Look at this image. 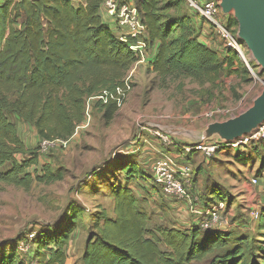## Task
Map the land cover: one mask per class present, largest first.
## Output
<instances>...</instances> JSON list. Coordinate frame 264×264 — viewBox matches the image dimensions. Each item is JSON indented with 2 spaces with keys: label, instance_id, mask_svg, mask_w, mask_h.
Here are the masks:
<instances>
[{
  "label": "trees",
  "instance_id": "obj_1",
  "mask_svg": "<svg viewBox=\"0 0 264 264\" xmlns=\"http://www.w3.org/2000/svg\"><path fill=\"white\" fill-rule=\"evenodd\" d=\"M124 1L138 8L149 48L159 43L147 70L162 85L182 78L201 88L215 87L224 72H236L237 63L243 64L237 53L219 51L200 41L196 18L201 16L191 11L187 0ZM104 3L0 0V184L30 191L35 183L48 185L64 178L61 170L54 171L50 165L35 175L28 173L29 168L39 165L37 152L26 147L8 114L32 125L41 141H67L84 121L87 98H99L96 106L110 121L125 104L134 88L127 75L140 61L139 53L131 48L138 40L118 37L103 22ZM226 21L237 33V21L233 17ZM10 95L16 98L11 100ZM175 149L177 155L179 149ZM19 155L25 157L22 162ZM8 164L11 168L5 170ZM114 164L108 165L114 168ZM122 173L125 185H114L110 190L113 215L104 217L102 213L95 224L96 232L86 242L82 264H192L227 248L228 239L216 230L202 237L196 228L150 229L143 200L131 184L142 180L143 171L131 164ZM151 178L158 194L161 188ZM213 194L215 200L225 203L220 193ZM81 212L74 207L52 233L35 231L31 235L35 247L31 264H68V248L81 223ZM258 227L264 232V214ZM0 264L29 263L17 247H12L0 248ZM210 264H264V243L256 248L242 240Z\"/></svg>",
  "mask_w": 264,
  "mask_h": 264
},
{
  "label": "rangeland",
  "instance_id": "obj_2",
  "mask_svg": "<svg viewBox=\"0 0 264 264\" xmlns=\"http://www.w3.org/2000/svg\"><path fill=\"white\" fill-rule=\"evenodd\" d=\"M197 1L204 4V0ZM226 19L221 16L228 27ZM217 40L220 49H224L222 40ZM150 50L140 55V61L128 73L127 79L134 88L114 119H105L96 106L97 98H87L84 121L67 140L66 148L57 145L40 151L41 139L35 128L8 114L26 147L37 152L39 165L29 168L28 173L35 175L50 165L54 171L61 170L64 178L48 185L35 183L30 191L0 184V248L17 247L31 264L30 254L35 250L31 235L35 231L52 233L72 208L79 207L81 223L68 248V264H82L86 242L96 232L95 224L102 213L104 217L113 215L110 190L114 185H125L122 171L126 166L135 164L143 171L139 187L131 184L148 193L145 184L153 183V164L168 153L177 152L163 138L168 136L179 145L190 141L209 124L245 113L264 90V72L251 59L247 48L245 56L250 68L238 62L236 72H224L215 87L203 88L182 78L162 85L147 70ZM197 156L180 160L190 162L194 169L192 203H181L188 205L181 211L176 206L180 203L177 199L162 193L155 197L147 194L153 207L142 201V208L150 217L149 228H196L202 237L216 230L228 239L226 249L192 264H210L215 256L225 255L245 239L256 248L262 245L264 232L258 223L264 214V128L243 147L217 150L209 159ZM24 158L17 156L19 162ZM111 162L115 163L114 168L109 167ZM9 168L11 164L4 169ZM214 191L222 195L225 203L215 200ZM141 196L144 197L142 193ZM215 214L217 222H213Z\"/></svg>",
  "mask_w": 264,
  "mask_h": 264
},
{
  "label": "built area",
  "instance_id": "obj_3",
  "mask_svg": "<svg viewBox=\"0 0 264 264\" xmlns=\"http://www.w3.org/2000/svg\"><path fill=\"white\" fill-rule=\"evenodd\" d=\"M191 11L198 13L201 18L207 23L216 35L222 40L224 50L237 53L241 61L247 68H250V60L246 58V47L240 44L235 29L226 26L225 21L221 20L222 12L217 0H204L201 6L197 0H187ZM105 17L113 30L122 39L134 37L138 42L131 46L132 50L139 55L149 51L148 33L143 25L138 8L133 2L124 0H105L103 5ZM147 38V39H146ZM129 81V80H128ZM97 98V97H95ZM99 98H97L98 101ZM261 127L257 132L249 136L243 137L235 143H219L207 142L197 146L179 145L172 141L168 136L164 139L165 143L170 148L181 149L180 153L173 157H163L153 164L152 176L154 184L161 188L162 191L169 197L177 199L180 203L190 204L193 201L192 191L193 185V166L188 162L190 157L201 155L205 159L211 158L217 150H225L227 148H238L247 145L253 139H256L260 134ZM61 145L67 147V141H41L40 151L46 152L50 148ZM186 158L188 161L181 163V159ZM218 217L215 214L213 222H217Z\"/></svg>",
  "mask_w": 264,
  "mask_h": 264
},
{
  "label": "water",
  "instance_id": "obj_4",
  "mask_svg": "<svg viewBox=\"0 0 264 264\" xmlns=\"http://www.w3.org/2000/svg\"><path fill=\"white\" fill-rule=\"evenodd\" d=\"M222 15L238 23L237 37L244 45L251 59L264 72V0H217ZM264 126V90L253 106L238 117L225 122L209 124L195 138L181 145L197 146L207 142L235 143L243 137L257 132ZM188 140V139H187Z\"/></svg>",
  "mask_w": 264,
  "mask_h": 264
},
{
  "label": "crops",
  "instance_id": "obj_5",
  "mask_svg": "<svg viewBox=\"0 0 264 264\" xmlns=\"http://www.w3.org/2000/svg\"><path fill=\"white\" fill-rule=\"evenodd\" d=\"M101 15H102V18H103V22L107 25H109V23L107 22V19L105 17V11H104V7H102L101 9ZM196 23H197V27L200 31V41L209 46V47H212L213 49H216V50H219V51H222L223 49H220V46H219V42L217 39V37L215 35H212V31L209 29L208 25L206 23H204L202 21L201 18L197 19L196 18ZM110 26V25H109ZM111 29L113 30L112 26H110ZM118 37H120L118 34H117ZM121 38V37H120ZM147 39V38H146ZM158 46H159V43H154L153 46L149 49L150 50V55H149V59L148 61H150L152 59V57L156 54L157 52V49H158ZM172 149V148H170ZM175 149V148H173ZM173 156H176V152H173V153H168L165 157H173ZM195 157L197 158L198 156L197 155H194L193 156V159H195ZM182 163V162H181ZM148 170V169H147ZM149 174V173H148ZM140 181H137V182H132L133 184H135L137 187H139V183ZM150 182V181H148ZM144 183V182H143ZM136 186L132 185V189L134 190L136 196L140 199V200H143V202L145 204L148 205V207H153V205L151 204V202L148 200V193H152V194H155L154 193V190H153V185H152V182L150 183V185H146L145 184V190H147L148 193H146L144 190H139ZM159 190V193H162L163 195H166L164 193V191H162L161 189H158ZM141 193L144 195L141 196ZM155 195H158V194H155ZM168 196V195H166ZM159 197V196H158ZM149 201V202H148ZM143 202H142V205H143ZM158 202H160V200L158 199ZM176 206H179V209L182 211L184 209H187L188 208V205L186 206H183L181 203H178ZM177 228V227H176Z\"/></svg>",
  "mask_w": 264,
  "mask_h": 264
}]
</instances>
